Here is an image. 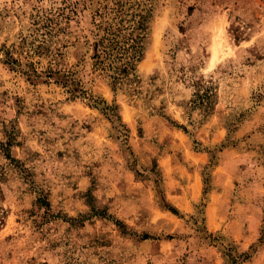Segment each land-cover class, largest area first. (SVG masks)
<instances>
[{"label":"rangeland","instance_id":"1","mask_svg":"<svg viewBox=\"0 0 264 264\" xmlns=\"http://www.w3.org/2000/svg\"><path fill=\"white\" fill-rule=\"evenodd\" d=\"M139 1L0 0V264H264V0H146L114 86L91 43Z\"/></svg>","mask_w":264,"mask_h":264},{"label":"trees","instance_id":"2","mask_svg":"<svg viewBox=\"0 0 264 264\" xmlns=\"http://www.w3.org/2000/svg\"><path fill=\"white\" fill-rule=\"evenodd\" d=\"M129 3L130 6L128 10H130V12L127 13V15L123 14V5L119 3L116 4V9L114 10V20L116 21L114 22L112 20V22L104 26L98 24L96 28L97 33L91 43L93 72L99 71L107 74L114 86L120 85L124 80H128L129 82L132 81L129 79V76H133L135 67L143 56L148 23L151 15V9L146 3V0ZM137 9L138 11H136ZM121 15L125 18L122 19ZM7 60L8 64L14 63L11 61V58ZM47 76L51 77L52 74ZM64 78L66 80V83L63 84L64 87L71 86V88H68L70 100L84 99L88 101V103H93L90 107L97 108V99L86 90L82 89L73 73L65 74ZM197 90L192 102L197 106H203L205 110L208 108L209 96L205 90L202 93H200L199 89ZM100 111L104 113L111 123H113L114 117L119 120L114 107L104 105ZM7 159L11 160L9 156H7ZM45 206H48L46 202ZM170 211L177 214L175 209H170ZM97 215L101 216L100 213L94 212L92 214V216ZM112 222L123 232L125 231L122 223L114 220Z\"/></svg>","mask_w":264,"mask_h":264}]
</instances>
